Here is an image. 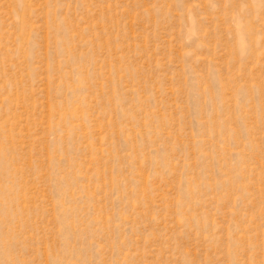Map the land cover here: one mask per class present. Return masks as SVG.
I'll return each mask as SVG.
<instances>
[{
    "label": "rangeland",
    "instance_id": "1",
    "mask_svg": "<svg viewBox=\"0 0 264 264\" xmlns=\"http://www.w3.org/2000/svg\"><path fill=\"white\" fill-rule=\"evenodd\" d=\"M0 264H264V0H0Z\"/></svg>",
    "mask_w": 264,
    "mask_h": 264
}]
</instances>
